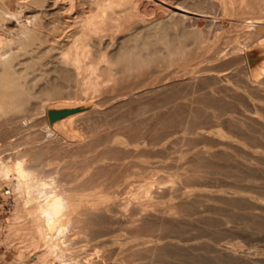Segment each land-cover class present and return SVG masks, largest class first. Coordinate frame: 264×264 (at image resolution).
I'll use <instances>...</instances> for the list:
<instances>
[{"label": "bare ground", "instance_id": "1", "mask_svg": "<svg viewBox=\"0 0 264 264\" xmlns=\"http://www.w3.org/2000/svg\"><path fill=\"white\" fill-rule=\"evenodd\" d=\"M10 1L11 0H0V49L6 43L4 42L3 36L6 35L7 32L12 31L11 28L15 27L12 24L14 20L15 22L17 21L16 24L18 25V27H15L14 28L15 31L13 30V32H15L17 36L19 35V37L22 36L23 39L20 40L21 38H17L13 34L16 37L15 42H17L18 40L17 47L14 48L15 49L14 51L20 50L23 52L24 56L29 55L28 58H31V56L33 55L32 58L35 56L37 59L40 58L39 55L41 54L47 55L49 57L51 55L52 60L50 61H52L54 65L53 66L54 68L52 67V69H55L58 72L59 74L58 79L60 81V84L55 83V85L58 84L56 86L60 87L61 90H63L64 92V90H66L65 85H64L65 83H69V81L74 82V84L76 85H78V83H82L84 85L83 86L84 89L82 90L84 93H82L81 90L80 92L76 90V92H78L76 93V96L80 93H82L83 94L82 96H84L86 92L89 94L88 91H90L91 93L95 91L97 92L101 88V85L102 86L104 85V84H101V82H98L99 81L98 77H100V80L103 83V81H106V77L109 80H114V81L117 80L115 79V77L119 73L123 74L122 77L124 78V80H125V77H128L129 75L133 76V73H137L140 75H143V73L147 71L151 73L153 72L161 73L159 72V70L161 69L162 66L165 65L166 67H168L167 65L169 64L176 63V62L179 63V56L181 58L182 55L187 54L186 52H188L187 45L189 44H191L190 46L193 45V47H195V50H197L199 47H202V51H203V47L205 46L204 44L210 42L212 39V37L210 36V35L213 36V34L211 33V30L214 31V33H216L215 30L219 31L220 29H223V25H220V24H224V23L219 24L218 22L217 25L215 24L216 25L215 26V25H212L214 22L211 23V22L206 21L207 25L205 26L200 25L199 27L198 20L200 18H198L197 15H201L205 18L206 17L209 18V14L211 16V14H214L217 11V8L219 7L222 8V4L225 3L226 0H203L204 3H202L203 5L201 4V7L198 6L199 5L198 1H194V2H197L196 5L193 3L194 8L191 6V4L187 6L183 4L184 2H182L181 4L180 1L182 0H178L177 2L176 0H14L15 3H17V5L21 9H23L24 7L32 8L30 12L31 14H29L30 16H27V15L25 16V14H23L24 18L21 15L22 13L21 11H17V12L11 11ZM258 3L260 4V2ZM186 4L188 3L186 2ZM194 5L196 6V8ZM188 6H191V7H188ZM167 16H169V18L171 16L172 18L170 19H174L173 17L177 18V16L180 17L181 22H183L185 25V28L186 27L191 28L196 25L197 27L196 29H194L193 27L195 31H193L190 34L191 36H189L190 38L186 40L184 38L187 34L184 36L183 35L184 31L182 33L181 29H180L181 34H178L179 31L178 32L175 31L172 34L170 33L171 29L173 30H176V29H174L175 28L174 23L170 22V24H168L169 21L167 23H164L166 22L165 20H167L168 18ZM22 18L24 19L23 21H22ZM154 20H156L157 22L155 27L153 25L154 30L152 33H148L147 34L148 36H147L145 34L147 32V29L145 31H143L142 29H145V27L147 26L149 27V30H150L151 24L149 25L148 23L149 22L151 23L153 21L152 22L153 24L155 23ZM209 20L211 21V19ZM200 21L203 22V24H205L204 21H202V19H200ZM208 23H211L212 26L209 25ZM8 24L9 26L11 24L12 27L11 26L9 27ZM251 24H252L251 20L246 21L245 23L247 27H250ZM229 25L228 27H230ZM107 26L114 27V29H121V28L123 29V27L126 26L127 30L134 31L133 33H135V31H138V30L143 31L145 32L144 34L147 36V38H149L147 39L149 40V42L146 43V39H143L144 37L146 38V36L143 34L144 35L143 37L142 35L141 37H139L144 40L142 42V39H140L141 40L140 42L142 43H138L137 45H133V44L126 45L128 41H126L125 39H128V40L133 39L132 41L133 43L134 39L135 38L137 39L138 37L135 34L137 37L135 36L131 39V38H128L130 37L128 35V37H125V38L122 37L126 41L125 42L122 40L124 42V46L122 45V47L119 48L120 50H118L116 53L114 54L110 53L107 51L106 47H103L101 45V41L103 43V40H100L103 37L102 36L100 38V35L102 32L105 31V28ZM225 30L228 31L229 29H225ZM230 30H234V29H230ZM188 31L187 33H189ZM127 34H130V33L128 32ZM220 34H221V31H220ZM249 34L251 35L252 32ZM257 34L260 35L261 33L258 32ZM257 34L255 33V35H252V36L254 37ZM223 35H225V32ZM182 36H184V38ZM110 37L112 38V36ZM253 37L252 39H254ZM258 37L259 36L257 35V38ZM217 38L219 39V37ZM218 39H217V42H218ZM5 40H7L6 36H5ZM233 40L235 41V39ZM214 41H215V38H214ZM213 43H210V44L212 45ZM112 45L113 44H111L110 46ZM207 45L205 46L206 48H207ZM41 46H44L42 48L44 50L41 51L42 53L40 52L41 54L39 53L38 55L37 51ZM193 47H191V49H194ZM213 47L212 49L214 50L215 47L214 48ZM18 48L19 50H17ZM242 48H246V47H242ZM216 50L220 52L221 48L217 49V46H216ZM216 50L215 52L214 51L213 52L216 53L217 52ZM11 51L12 50L9 49V52ZM14 51L11 52L10 54L7 53L8 56L6 55V53L0 52V116L1 114L4 115L7 112L15 113L18 111L24 112L26 115H28L31 111H32L31 112L32 114L34 112L36 113V111L40 112L39 114L46 112L47 113L46 114L47 124H44V125H46L45 127L47 131L50 134L58 133L62 126L63 117L65 116L63 117L59 116L60 108L58 107L57 104H55L58 101H54V100H59V99L65 100L68 98L66 97L62 98V95L64 94H60L62 91H60V93H57L59 90L58 88L57 89L54 88L56 87L54 85L52 86L53 88L51 89H46L45 87L44 90L39 89L40 90V91L38 90L39 92H34L33 89L31 88L32 86L31 87L29 86L30 85L29 81H31L30 80L31 76L28 79L29 81L27 80L28 81L27 83L24 79L25 75L23 74V71L20 74V72L16 71L14 68L15 66L14 61L17 58ZM256 53H255V57L260 56V54L256 56ZM37 55L39 57H37ZM210 57H211V54H210ZM246 57H247V62H248L247 52H246ZM204 58H206V56ZM93 59L95 60V62L93 61ZM182 59H185V58H182ZM223 60H225V58ZM257 60L259 59L257 58ZM29 61L30 60H28V62ZM257 62L258 61H254L253 66L250 68L256 69L259 66ZM249 63L251 62L249 61ZM99 64H101L100 67H98ZM55 70H52V71L54 72ZM230 74L231 73H229V76H228L226 73L219 74L218 72L216 75H214L212 79L215 81L214 85L216 86L212 84L214 88L213 89L210 88L212 85L209 87L212 90H208L210 91L209 92L210 94L208 95L213 94L212 95L213 97V96H216L217 93L226 94L228 92L227 94L229 95H231L232 93L231 96L233 100L238 101V104L240 101L243 104L246 103L245 105L248 104V106L250 104L253 105V107L257 106L261 110V112H263L264 114V78H260V72H257V69L253 71L250 70L249 73L245 72L244 77L238 75L239 78L237 77L238 79H235V80H231L232 76H230ZM103 75H104L105 80L101 79ZM28 76L29 75H27L26 77ZM188 77L189 76H187V79ZM198 77L199 76L197 77L194 76V78L196 79L193 82H197L198 79H199L198 81H202L203 79L201 78L202 76H200V78ZM240 77H241V80L243 79L241 82H240ZM177 78L179 79V77ZM191 78L189 77V79ZM192 79H191V82H192ZM251 81L252 82L254 81L257 84H254V86H250L251 85L250 83H252ZM119 83H122V82H119ZM155 83L156 82H154V84ZM217 83H221V84L218 85ZM50 84H52V82ZM209 84H211V82ZM196 85L198 84L196 83ZM129 86H131L133 89V85H129ZM234 86L237 88V90L235 91H233ZM237 86H240V87H237ZM110 87H111V84H110ZM201 87L199 89H203L205 86L203 88ZM101 89H103V87ZM154 89L155 88H153V91ZM156 89H157V86H156ZM151 90H149V92ZM116 91L118 93V90ZM208 91H205V92L202 91V92L206 93ZM128 92L127 94H129ZM202 92L200 91V93ZM193 94H196V93H193ZM197 95L201 96L202 94L201 95L197 94ZM218 95H221V94H218ZM71 96L73 98V95ZM193 96L191 98H193ZM202 97L199 98L198 101L196 102L200 103L202 101L201 99L204 98ZM228 97H225V98H228ZM217 99L218 98L216 97L214 100L211 99L213 104H214V101H218ZM33 100L35 101V103L33 104L34 106L31 107V103L34 102ZM229 100H232V99L229 98ZM63 103H62V107H64L63 110L64 109L67 110L68 107H65L67 106L66 105L67 103L64 101ZM233 103L237 105L236 102L232 101V104ZM73 105L75 106V103H73ZM204 105H207V104H204ZM210 105L208 104V106ZM217 105L219 106L220 103ZM221 105H222V102H221ZM228 105L227 107L225 105V108H226V109L224 108L225 110H229L232 107L234 108V106H230V105L228 106ZM76 106L78 107L79 105H76ZM71 107L75 109V107L73 106ZM210 107H213V106H210ZM145 108L147 107H144V109ZM198 108L201 109L200 107ZM232 110L230 109V111ZM251 110L253 109L251 108ZM64 111H61V112H64ZM244 112L249 113L248 111H244ZM256 112L259 113V110ZM193 113H196V112L194 111ZM199 113H202V112L199 111ZM256 114L257 113H255V115ZM72 115L74 116L75 114H72ZM217 115L219 114L217 113L216 115H214V118H216ZM82 116H83V112H82ZM184 116L186 117V115ZM207 116L209 115L207 114ZM256 117L254 118H246V117L239 118L238 117L239 119L236 117L238 120L227 118L230 120L229 123L228 121H226L229 124L228 128H227V125H225V128L223 129H221L222 127H219L217 129V127L215 126L217 129V133H216L217 135L215 136V138H212V139L216 140V137H217L218 139L216 142L211 141L209 143L207 142L208 140L207 139L206 140L207 143H206L204 142L205 141L204 139L203 141L204 143L201 140V143H203L204 145L199 146L198 148H197L198 144L197 146L195 145L196 148H191L194 145L193 143L191 144L192 146L189 149L193 151V156L192 155L190 156L195 157V158L190 159L187 163L189 162L192 163L194 162L193 160H198L199 158L201 159L202 158L201 155H206L209 151L212 152L213 155L214 154L218 155L220 153V156L218 155L220 159L219 161H215L217 159H213L214 157L211 155V157L213 158H211L212 160L210 162L208 161L209 159H207L206 161L204 160L202 162L198 160V162L201 163L202 165L200 164L199 167H197V165L192 164V167H189L188 169L186 167L185 168L183 167V165L185 166L184 162H182L181 164L175 163L176 165L174 167H176V169L174 168L175 170L172 172L165 171V175H162L161 177L158 175V172L161 170L164 171V168L168 170L169 168L167 167L169 166L167 165H169V163L165 159H163L164 156L163 158L157 157V159L153 158V159L145 160L143 162H139L138 166L135 165L136 168H138L136 170H134L135 166L132 165V167L134 166L133 167L134 169H132L131 171H128L127 174L125 173L123 176H119L121 177V179L118 177L117 181H115L116 183H114L113 185L110 183L108 186H106L104 183L102 185L101 184L102 181L100 182L97 180V182L95 183L93 181L92 183H87L88 180L85 182L83 179V182L82 180H79L80 182L77 180L78 182L77 183L75 182L76 183L75 185L72 183V181L74 180H70V184L72 183L73 186L67 183L68 186H72V187H68L66 185V182H69L67 181V179H65L66 182L63 181L64 179L61 180L62 178L59 180V174H57L55 171L56 169L58 170L59 167L55 165L53 166L51 165V167L49 168V166L45 165L44 167L47 166L46 167L47 169L44 168L46 169L45 171L48 170L49 172V169L53 170V171L51 170L49 173L45 172L43 167L42 168L40 167L43 164L41 161L42 160L41 158L45 157L44 156L45 149L48 148V145L47 144L45 145V143L43 144L44 146H46L45 149L43 146L42 147L41 145L39 146L40 143L37 145L25 143L26 145L25 148L23 149V151L22 149H20L21 150V151L19 150L20 152L16 151L15 153H9V154L6 153L5 155H3L4 153L1 152L2 150H0V180L1 181L3 180L5 184H7L10 187L11 194L9 198H12L13 200V202L11 203V207H12L11 212L13 213V218L9 220L8 223H6V226L3 228V234L6 238L7 237L9 238V236L19 237L20 235L19 239H21L22 236H27L26 238L28 239H25V240L26 242H28V244L25 246L26 247L28 246L29 248L31 247L37 254V261L34 262V264H241L247 261L246 260L247 258L245 257L246 255L245 256H242L241 254L239 255L238 251L236 252L235 250H232L230 247L229 248L231 250L229 248H226L225 246L227 245L224 246V243L221 242V240L225 237L222 235V233H218V232L217 234H212L211 236L208 232L207 234L211 238L209 239L207 237L208 240L207 239L203 240V242L201 240L200 244L197 243L196 241V243L199 245H197V247L193 249L195 252L194 251L190 252V250H192L194 245L192 246L190 244L189 241L191 240V238L189 239L187 237L189 236V233L191 232L189 230H191L194 227L188 229V227L186 226L188 225V220H190V218L194 221L196 220L197 223L203 221L205 224H207L206 222H208L209 224V222L213 223V221L214 222L217 221L216 226L218 225V223L221 225V224H227L229 222H232L230 221V219L233 218L232 216L233 215L235 216V214L237 213L226 214V212H222L220 207L218 208V205L214 201H219V202L222 201L223 204L230 205L232 206V208L234 207L235 209L242 208L245 211L246 215L245 213L238 214V215H243L245 216V218H248L247 222H251V223L254 222L255 220L254 218H256V216L254 215L255 212L252 211V208L256 204L257 201L261 200L264 202V198L262 197L264 195V192L263 191L261 192V190L259 191L255 190L254 189L255 187H247L245 190L243 189L244 191L242 190L237 191V190H234L233 188L231 189V187H232V184H234L232 180H238L240 178L246 180V176H244L245 173L242 170L246 168L250 169L253 166V162L256 163L257 161L260 163V165L262 164L264 165V159L260 158L262 157L261 155L264 154L263 153L264 152V124H261L262 126H259L260 117H258V119H256ZM189 118H192V117H189ZM187 119H186L187 123L186 121L185 122L183 121L186 124L185 125L183 123V125L185 126H187V124H190L191 121H193V120H190V119L187 120ZM214 123L217 124L218 122L214 121ZM219 123H220V120H219ZM262 123H264V121ZM197 124L200 125V122ZM211 125L213 124H210L209 126L211 127ZM204 126H205L204 128H207L206 125ZM188 127L189 126H187V128ZM187 128H186V131H187ZM116 129H119V128H116ZM190 129H191L190 133L192 134V136L196 134L195 133L196 130L192 128V126ZM225 129H228L229 131ZM208 130L209 129H201V133L197 131L198 134H196L195 136L197 135L199 136L200 134H202V131H208ZM232 130L233 132L234 131L237 132L238 135L237 134L236 135L241 137V139L239 138L240 140H242V138L246 140V142L242 140L244 142L243 146L240 144L241 142L240 143L237 142L238 145L235 147L236 149L238 148L237 150L233 147V145H236V144H233L235 142L227 140L230 137L232 139L233 137ZM230 131L232 133L229 135ZM56 135L58 137V134ZM182 136L184 138L186 135L182 134ZM227 136L229 137L227 138ZM236 137L235 139H238ZM177 138H180V136ZM196 138L197 137L192 138V140L194 139L196 141L197 140ZM97 140H100V138ZM183 140L184 139H182V141ZM192 140H190V142H192ZM178 141L177 142L180 144L183 143L181 142V139H179ZM138 144L134 146L132 145L131 149L129 148V151L127 149V152L128 153L130 152V154H134L136 152L139 153L140 151H144L145 146L143 147V145L141 146L140 144L139 145ZM149 145L151 144L148 143V146ZM239 145L242 146V148ZM8 147L13 148L14 146L13 144H10ZM152 148L155 149L156 147H152ZM160 148L162 149V150L160 149L161 152H167L168 150L167 146L165 148H162L160 145ZM187 150L188 149L186 148V151ZM151 151H153V149H151ZM54 152L56 153V151ZM190 153L192 154V152ZM186 154H189V153H185V155ZM49 155L51 156V154ZM190 156H188V159ZM178 157H175V158L178 160L179 159ZM51 158L54 160L56 158V155L54 154ZM181 158L182 157H180V159ZM48 160L46 162L47 164H48ZM237 160H239L240 163H242L243 169L241 170L239 169L240 168L239 167L237 168V171L230 170L231 172L228 173L230 175L228 178L229 180H226L224 184H221L219 182L221 185L206 186L204 187L205 189L203 190L202 188H197V186L195 185L197 184L196 182H199L198 184H201V183L203 184V182L206 181V179L211 177V174L215 172L216 168H219L223 165L229 167L232 165L231 161H233L232 163L235 164L234 161H237ZM51 163L53 164V162ZM51 163H49L48 165H50ZM191 163H189L190 164L189 166H191ZM65 166L63 167V170L70 168L69 166L68 168H66ZM39 168H41V172ZM61 168L62 167H60V169ZM128 168L129 167L126 168V171ZM42 169H43V172H42ZM259 169L261 170V173H260L261 177L262 179H264V168H263V171L261 168ZM52 172L53 174L56 173L57 175L52 176V174H50ZM189 173L190 175L193 176V178L189 179L190 177H187V176H190ZM154 175H157V176H154ZM163 176L165 177L164 181L161 180ZM90 180L92 179L90 178ZM227 187L229 189H227ZM95 188L98 190L103 189V191L100 190L101 192L100 191L92 192V189L95 190ZM238 197H240L241 199H244L243 202L245 201L244 204L246 205H244L243 207H240L242 204L241 205L239 203L236 204L238 202L237 201ZM132 202L134 204H130ZM130 205L132 206L134 205V206L132 207L130 211V214H129L130 216L128 218H125L124 215H122L123 212H121V209L123 207H127ZM255 206H254V209H255ZM263 206L264 204L262 205V207ZM262 211H264V207L263 209H261V212ZM235 219L239 220V218H236V217ZM261 226L262 227L264 226V219L263 218L258 219L257 222L255 220L254 228H258ZM122 228H126V231L125 230H122V231L123 233L125 231L124 234H125V237H127V239L126 238L123 239L120 237L121 231L119 230H121ZM114 229L117 231H113ZM239 229H240V226H239ZM208 230L209 229H207V231ZM112 232H115V233L119 232V233L113 236L111 234ZM178 233H181V235L186 236V238L183 239L181 235L180 236L178 235ZM199 233H202V232H199ZM212 233H213V230H212ZM130 237L132 238L129 240ZM194 237H198V236L194 235ZM196 239L197 238H195V240ZM193 240L194 238L191 240V242ZM23 241H22V244H23ZM232 242H233V239H232ZM189 244L192 246V247L190 246L191 247L190 250H189ZM22 248H24V245ZM224 250H227L226 252H224V254L226 253L225 255H223L222 253V251ZM249 263L252 264V262H249Z\"/></svg>", "mask_w": 264, "mask_h": 264}, {"label": "rangeland", "instance_id": "2", "mask_svg": "<svg viewBox=\"0 0 264 264\" xmlns=\"http://www.w3.org/2000/svg\"><path fill=\"white\" fill-rule=\"evenodd\" d=\"M11 1H10L11 11H16V12L21 11L22 12L21 15L23 16V18H24L23 14H25V16L26 15L30 16L29 14H31L30 12H31L32 8H25L24 7L23 9H21L17 5V3H15L14 0H11ZM177 1L178 0H176V2ZM189 1L192 3H190ZM194 1H198L199 7H201V4L204 3L203 0H188V1L182 0L180 2H181V4H182V2H184L183 4L185 6L191 4V6L193 7V3L195 5L197 3ZM186 2L188 4H186ZM226 2H228V3H226ZM258 2H260V4ZM225 3L222 4V8L221 7L217 8V11L214 14H211V16L209 14V18L208 17L205 18L201 15H197V17L202 19V21H204V23H205V24H203V22H201L199 19L198 20L199 27H200V25H204V26L207 25L206 21L211 22V23L214 22L212 25H215V24L217 25L218 22H219V24L224 23V24H220V25H223V29H220L219 31L215 30L216 33H214V31L211 30V33L213 34V36L212 35H210V36L212 37V39L210 42L204 44L205 46L207 44L208 45H207V48L205 46L203 47V51H202V47H199V48L197 47L198 49L195 50V47H193V45L190 46L191 44H189L190 42L188 41L189 45H187V51H188V52H186L187 54L182 55L181 58L179 56V63L176 62V63L169 64V65H167L168 67H166L165 65L162 66L160 69L161 71L159 70V72H161V73H158V72L157 73L156 72L151 73L149 71L144 72L143 75L133 73V76L129 75L130 77L129 76L125 77V80L122 77L123 74L119 73L120 75L118 74L115 77V79H117V80H115V81L109 80L106 77V81H103V83L100 80V77H98V80H99L98 82H101V84H104L103 86L100 84L101 88L103 87V89L100 88L97 92L95 91L96 93L93 91H92L93 93L88 91L89 94L86 92L84 94V96H82L83 95L82 93H84L82 91L84 89L83 88L84 85L82 83H78V85H76V84H74V82L69 81V83L64 84L65 88H66V90H64V92H63V90H61L60 87L56 86L58 84L55 85V83L60 84V81L58 79L59 74L55 69H52V67L54 65H53L52 61H50V60H52L51 55L49 57L47 55L41 54L42 53L41 51L44 50V49H42L44 46H41L37 51L38 55L40 52H41L40 54L42 55V56L39 55L40 58H38V59L35 56L32 58L33 55L31 56L32 59L28 58L29 55L24 56L23 52L20 51L19 48L17 49L19 51H14L15 50L14 48L17 47V42H18V40H17V42H15L16 37L21 38L20 40L23 39L22 36L19 37V35L17 36V34H15V32H13V30L15 31L14 28L18 27V25L16 24L17 21L15 22V20H14L15 23L13 22L12 25L15 27L11 28L12 34L9 31L6 33V35L3 36L4 42H6L7 44L5 43L4 46H2L4 49L1 47L0 50H2V51H0V52L6 53V55H7V53L10 54L11 52L14 51V53L17 57L16 60L14 61V63H15L14 68L16 71H19L20 74L23 71V74L25 75L24 79L27 83L29 81L28 79L31 76V78H30L31 81H29V84H30L29 86L30 87L32 86L31 88L33 89L34 92H39L40 90H44L45 87H46V89H51V88H53L52 86L54 85V86H56L54 88H56V89L58 88V90H59V91L57 90L58 91L57 93H60V91H62L60 93V94H64V95H62V98L66 97L68 99H65V100L59 99L60 101L54 100V101H58L55 104H57L58 107L60 108V110H59L60 115L59 116L60 117L65 116V117H63L62 126H61L59 132L56 133V134H58V137L56 134H52V133L50 134L45 127L46 125H44V124H47L46 123L47 122L46 121V119H47V115H46L47 113L46 112L39 114L40 112L35 110L36 111V113H35L33 110L34 113L32 114L31 113L32 111H31L28 115H26L24 112H20V111L15 112V113H10V112L8 113L7 112L8 114L5 113L4 115L1 114V116H0V150H2L1 152L4 153L3 155H5L6 153H8V154L9 153H15L16 151H19L20 149H22V151H23V149L26 146L25 143L33 144V145L34 144L37 145L40 143L39 146L41 145V147L43 146L45 149L46 146L43 145L45 143V145L46 144L48 145V148L45 149V155H44L45 157L41 158L42 159L41 161L44 165L42 164V166H40V167L41 168L43 167V169L46 168L47 166H49V168H50L51 165L52 166L55 165V166L59 167V169L58 170L56 169L55 171L57 174H59V180L62 178L61 180L64 179L63 181H65V179H67V181H69V182L65 181L66 185H67V183L70 184V180H74V181H72V183L75 185L79 180H82V182H83V179L85 182L88 180L87 183H92V181L95 183L98 180L100 182L102 181V183H101L102 185H103V183L106 186H108L110 183L113 185L114 183H116L115 181H117L119 176H123L125 173L127 174L128 171H131L132 169H134L133 167L135 165L138 166L139 162H143L145 160H149V159H153V158L157 159V157L163 158V156H164L163 159H165L169 163V165H167V166H169V167H167L169 169L167 170L166 168H164V171H162V170L159 171L158 175L161 177H162V175H165V171H168V172L174 171L176 169V167H174L176 165L175 163L181 164L182 162H184L185 166L183 165V167L184 168L186 167L188 169L189 167H192V164L197 165V167H199V165L201 163H199L198 160L202 162L204 160L206 161L207 159H209L208 161L210 162L212 160L211 158L214 157L213 159H217L215 161H219L220 159H219L218 155L220 156V153L218 155L214 154L215 156H217V157H215L212 154V152L209 151L206 155H201V157H202L201 159L199 158L198 160H193L194 162H192V163L189 162V163H191V166H189L190 164L187 162L190 159L195 158V157L190 156V155L193 156V151H191L189 149L192 146L191 144L192 143L194 144L193 145L194 147L192 146L191 148H196L195 145L197 146V144H198V146H197V148H198L199 146L204 145L203 143L206 142L207 139H208L207 142H209V143L211 141L216 142L218 138L216 137V140H214L212 138H215V136L217 135L216 134L217 129L219 127H222L221 129H223V128H225V125H227V128H228V125H229L228 123L230 121L229 119L236 120L238 117L239 118H241V117L254 118V117L258 116V117H260L259 118V122H260L259 126H262L261 124H264V123H262L264 121V117H263L264 114H263V112H261V110L257 106L253 107V105H251V104L248 106V104L245 105L246 103L243 104L240 101L238 104V101L233 100V98L231 96L232 93H231V95L227 94L228 92L226 93L227 95L224 93H217V95L213 96V97H212L213 94L208 95V94H210L209 93L210 91H208V90H212L214 88L213 85H214L215 81L212 78L218 72H219V74H225L226 73L228 76H229V73H231L232 74V75L230 74V76H232L231 80H235V79L239 78L238 75L244 77L245 72L249 73L250 70L253 71V70L257 69V72H260V78H264V37H263L264 36L263 35L264 34V0H229V1L226 0ZM191 6H188V7H191ZM195 8H196V6H195ZM167 17L169 18V16H167ZM23 18H22V21L24 20ZM168 18H167V20H165L166 22H164V23H167L169 21L168 24H170V22H172L175 25L174 29H176V30H173V29L170 30L169 29L170 33L172 34L175 31H177V32L179 31L178 34H181L180 33L181 32L180 29H181L182 33L184 31L183 35L185 36L187 34L186 36H188V37L185 36V38H184V36H182L186 40H188L190 38L189 37V36H191L190 34L193 31H195L194 29H196V27H197V25H196V26H193L194 29H193V27H191V28L186 27L187 28L186 29L184 23L181 22L180 17L177 16V18L173 17L174 19H170V18H172L170 16V18L169 19ZM209 19H211V21ZM234 19L237 21H235ZM249 19L252 21V24L250 27H247V25H245V23H246V21H250ZM152 22L148 23L149 25L151 24V26H150L151 31L149 30V27H147V26L145 27V29H142L143 31H145L147 29L146 33L143 31H140V30L135 31V33H133L134 31H128L126 26L123 27V29L122 28L121 29H114V27L107 26L105 28V31L102 32L100 35V38L103 36L100 39V40H103V43L101 41V45L103 47H106L108 52L114 54L118 50H120L119 48L122 47V45L124 46L123 41H125V40L129 42V43L127 42L126 45H131V44L137 45L138 43H142L144 41L143 39H146V43H147V42H149V40H147V39H149V38H147V36H148L147 34L153 32V30H154L153 28L155 27V25L157 23L156 20H154L155 23L152 24ZM211 23H208V24L211 25ZM229 23H230V25H229ZM12 25L10 24L11 27H12ZM153 25H154V27H153ZM228 25L230 27H228ZM237 25H238V27H237ZM8 26H9V24H8ZM178 27H179V29H178ZM225 29H229V30L227 31ZM230 29H234V30H230ZM186 30L187 31L189 30L188 31L189 33H187ZM223 30L225 32V35H223L224 34ZM246 30H247V32H246ZM220 31H221V34H220ZM128 32L130 34H127ZM248 32L249 33L252 32V34L250 35ZM258 32L261 34L263 33L262 34L263 36L261 34L260 35L257 34ZM138 33H139V35H138ZM243 33H245V34H243ZM255 33L259 36L258 37L259 39L257 38V35L254 37L252 36V35H255ZM126 34H127V36H126ZM143 34L146 36V38L145 37L143 39L139 38V37H141V35L143 37L144 36ZM216 34H218V35H216ZM123 35H125V36H123ZM128 35L130 37H128ZM249 35H250V37H249ZM5 36H6L7 40H5ZM110 36H112V38ZM135 36L137 37V39L135 38L137 41L134 39V42L132 43V41H133L132 38ZM122 37L123 38L128 37V38H131L132 40H130V39L124 40ZM217 37H219V39ZM252 37L254 39H252ZM214 38H215V41H214ZM216 38L218 39V42H217ZM238 38H240L241 40ZM13 39H14V41H13ZM140 39H142V42H140L141 41ZM233 39H235V41ZM239 40L241 43L239 42ZM210 43L214 44V45L212 44L215 47L214 50L212 49L213 46ZM111 44H113V45L110 46ZM248 45H250V46H248ZM216 46H217V49L221 48L220 52L216 50ZM191 47H193L194 49H191ZM242 47H246V48H242ZM188 48H190V49H188ZM9 49L12 51L9 52ZM241 49H243V50H241ZM211 50H212V52L213 51L215 52V50L217 52L212 53ZM195 52L197 53V55ZM246 52L248 53V62H247ZM255 53H256V56H258L259 54H260V56L255 57ZM207 54L209 55V57ZM210 54H211V57H210ZM35 55H36V53H35ZM38 55H37V57H39ZM249 55H250V57H249ZM189 56H191V57H189ZM205 56H206V58H204ZM182 58H185V59H182ZM224 58H225V60H223ZM230 58L231 59L233 58V59L231 60ZM257 58L259 60H257ZM236 59H238L239 61ZM253 59H255V60H253ZM28 60H30V61L28 62ZM93 61L95 62L94 59H93ZM249 61L251 63H249ZM252 61L253 62L258 61L257 63L259 64V66L256 69L250 68L253 66ZM190 65L193 67H191ZM246 65H247V67H246ZM100 66H101V64H99L98 67H100ZM205 66H207V67H205ZM236 66H238V67H236ZM186 67H188V68H186ZM52 70H55V71L53 72ZM233 70H234V72H233ZM47 71L50 75L47 73ZM19 72H17V73H19ZM55 72H57V73H55ZM38 73H39V75H38ZM200 73H202V74H200ZM27 75H29V76L26 77ZM203 75H204V77H203ZM187 76H189L190 78L191 77L193 78V79L191 78L192 82H191V79H189V77L187 79ZM194 76H196V77L199 76L198 78H200V76H202L201 78H203V79H202V81H198L199 80L198 79L197 82H193L196 79V78H194ZM48 77H49V79H48ZM177 77H179V79ZM145 78H147V79H145ZM101 79L105 80L104 75ZM118 79H119V81H118ZM107 80L109 81V83ZM242 80L240 77V82ZM209 81L211 82V84H209L210 83ZM51 82H52V84H50ZM119 82H122V83H119ZM154 82H156V83L154 84ZM31 83H32V85H31ZM172 83H174V84H172ZM196 83L199 86L196 85ZM199 83H201V84H199ZM110 84H111V87H110ZM184 84H186V85H184ZM217 84L220 85L221 83H217ZM250 84H251L250 86H254V84H257V83L253 81ZM129 85H133V89ZM68 86L71 88H69ZM156 86H157V89L160 88L161 90L158 89V91H157ZM214 86H216V85H214ZM235 86H234L233 91L237 90V88ZM104 87H105V89H104ZM200 87L201 88L204 87L205 89L204 88H203L204 90L199 89ZM209 87L212 89H210ZM237 87H240V86H237ZM151 88H152V90H151ZM153 88H155L154 91H153ZM76 90L79 92L81 90L82 91V93H80L81 95L78 94L79 96L78 95L76 96V93H78V92H76ZM116 90H118V93ZM128 90H129V92H128ZM149 90H151V91L149 92ZM189 90H190V92H189ZM143 91H144V93H143ZM200 91L201 92L202 91L203 92L208 91V92H206L207 93L206 94L203 92L200 93ZM127 92L129 94H127ZM183 92H184V94H183ZM191 92L196 93V94H193ZM70 93H72V94H70ZM197 94H199V95L202 94V95L198 96ZM203 94H204V96H203ZM218 94H221V95L223 94L224 96L223 95L221 96ZM71 95H73V98ZM191 95L192 96L194 95L193 98H191L192 97ZM220 96H221V98H220ZM70 97H71V99H70ZM75 97L78 99H76ZM201 97L204 100L201 99L202 101L200 103L199 102L197 103L196 101H198V99ZM206 97L209 98L210 100L207 99ZM215 97L218 98L217 99L218 101H214V104H213L211 99L214 100ZM225 97H228V98H225ZM229 98H231L232 100H229ZM227 99H228V101H227ZM184 100L187 102L188 101H190V102L187 103ZM61 101H62V103H63V101L67 103L66 104L67 106L63 105L65 107H68L67 110L66 109H64L65 111L63 110L64 107H62ZM225 101H227V102H225ZM232 101L236 102L237 105H235L234 103H233L234 104L233 105ZM208 102H210V103H208ZM215 102H217V103H215ZM218 102L220 103L219 106L217 105V104H219ZM221 102H222V105H221ZM34 103H35V101L31 103V107L34 106L33 105ZM73 103H75V106L73 105ZM204 104H207V105H204ZM208 104L209 105L212 104L210 106H213V107L208 106ZM224 104L226 105V107L228 104L230 106H234V108L233 107L230 108L231 110L232 109L233 110L232 111H230V109L225 110L226 108H225ZM76 105H79V106L77 107ZM71 106L75 107V109L72 108ZM154 106L155 107L157 106V107L155 108ZM235 106H236V108H235ZM144 107H147V108L144 109ZM193 107H195V108H193ZM198 107H200L201 109H199ZM255 107H257V108H255ZM202 108H203V110H202ZM251 108L253 110H251ZM147 109H149V110H147ZM218 109L221 111H219ZM254 109H255V111H254ZM217 110H218V112H217ZM258 110H259V113L256 112ZM61 111H64V112H61ZM194 111L196 113H193ZM199 111L202 113H199ZM244 111H248L249 113L244 112ZM37 112H38V114H37ZM82 112H83V116H82ZM251 112H252V114H251ZM253 112H254V114H253ZM217 113L219 115H217V117L214 118V115H216ZM220 113L223 115H221ZM255 113H257V114L255 115ZM61 114H62V116H61ZM72 114H75V115L78 114V115L73 116ZM207 114L209 116H207ZM184 115H186V117ZM200 115H202V116H200ZM248 115H250L251 117ZM79 116H81V117H79ZM188 116L192 117V118L194 117V118L192 119V118H189ZM218 117H219V119H218ZM258 117H256V119H258ZM184 118H186V119L188 118L187 120H189V119L193 120V121H191V123L193 122L192 123L193 125L191 123H190L191 125L187 124V126H189L187 128V126H185L186 124L184 123L186 121V119H184ZM227 118H229V119H227ZM207 119H209V120H207ZM219 120H220V123H219ZM212 121H213V123H212ZM214 121H217L218 123L215 124L216 122L214 123ZM226 121H228V123ZM196 122L197 123L200 122V125L197 124ZM201 122H202V124L204 122V124L202 125ZM183 123L185 125H183ZM186 123H187V121H186ZM209 123L213 124V125H211V127H210ZM222 123H223L224 127H223ZM220 124H221V126H220ZM204 125H206L207 128H204L205 127ZM191 126H192V128H194L196 130L195 131L196 134H198L197 131L201 133V129H209L208 130L209 132L208 131H202V134L204 136L200 133H199L200 134L199 136L198 135L195 136L196 134H194L192 136V134L190 133L191 132V129H190ZM208 126H209V128H208ZM215 126L217 127V129ZM116 128H119V129H116ZM186 128H187V131H186ZM225 130H228V129H225ZM183 131H184V133H183ZM210 132H211V134H210ZM232 132H233V130H232ZM232 132L230 131L229 135ZM234 132L232 133V136H233L232 139H231V137L228 138L229 136H227V138H228L227 140L235 142V143H233V144H236V145H233L234 148L238 145L237 142H239V143L241 142L240 144L243 146V143L246 142V140L242 138V140L244 141L243 142L242 140H240L241 137L237 136L238 135L237 132H235V133ZM181 133L183 135H186V136L183 138ZM192 133H193V131H192ZM179 136H180V138H177ZM194 136L197 137L196 141L193 139L195 142L192 140V138H195ZM235 137L238 139H235ZM99 138H100V140H97ZM179 139H181V142H183V143H181V144L178 143ZM182 139H184V140L182 141ZM204 139H205V141H204ZM190 140H192V142H190ZM201 140H202V142L203 141L204 142L201 143ZM238 140H240V141H238ZM165 142H166V144H165ZM138 143L141 146L143 145V147L145 146L144 151H140L139 152L140 154L138 152H136L134 154H130V152L129 153L127 152V149L129 151V148L131 149L132 145L134 146ZM148 143L151 145L148 146ZM10 144H13L14 147L13 148L8 147ZM172 144H174V145H172ZM160 145L162 148H165L167 146L168 147L167 152H161L160 151V149H161ZM242 146H240V147L242 148ZM152 147H156V148L154 149ZM150 148L153 149V151H151ZM186 148L188 149L187 151H186ZM124 149H126V150H124ZM54 151H56V153ZM190 152H192V154ZM59 153L61 154L62 157L60 156ZM185 153H189V154L185 155ZM263 153H261V154H263ZM49 154H51V156ZM54 154L56 155V158L53 160L51 157ZM211 155L213 157H211ZM185 156H187V157H185ZM188 156H190L189 159H188ZM261 156L262 157H260V158L264 159L263 158L264 154ZM47 157L49 160L47 159ZM170 157H171V159H170ZM175 157H178L179 159L177 160ZM180 157H182V158L180 159ZM206 157H208V158H206ZM47 160H48V164L51 162H53V164L51 163L50 165H48L46 163ZM130 161H131V163H130ZM232 162L233 161H231V164H232L231 166L233 167V165H234L233 168L236 170H234L231 166L228 167V166H224V165H223L224 167L221 166L219 168H216L215 172L213 171L214 173L211 174L212 178L209 177L208 179H206V181H204L206 183L203 182V184L202 183L198 184L199 182H196L197 184H195V185L197 186V188H202V190H203V189H205L204 187H206V186H211V185L219 186L221 184H224L226 182V180H229L228 179L230 176L228 174L229 172L237 171V168H239V167H240L239 169H241V170L243 169L242 163H240L239 160L234 161L235 164H233ZM45 165H47V166L44 167ZM63 165L64 166L67 165L65 167L68 168V166H69L70 168L63 170V167H64ZM132 165H134V166L132 167ZM136 166H135L134 170L138 169V168H136ZM235 166H236V168H235ZM60 167H62V168L60 169ZM127 167H129V168L126 171ZM41 168H39L40 172H41ZM259 168H261L263 171L264 165L263 164L260 165V163L256 161V163L253 162V166L250 169L246 168V169L242 170L245 173V175L244 174L243 175L246 176V180H244L242 178H240L238 180H232L234 184H232L231 189L233 188L234 190H237V191H241V190L244 191L247 187H255L254 188L255 190H258V191L261 190V192L262 191L264 192V179H262V177H261V174H260L261 170ZM43 169H42V172H43ZM46 169H44V171ZM51 170L52 169H49V172ZM45 172H48V170ZM56 173L53 174V172H52L50 174H52V176H53V175H57ZM68 174H70V175H68ZM189 175H190V173H189ZM154 176H157V175H154ZM89 177L92 180H90ZM187 177H190L189 179L193 178L192 175L187 176ZM119 178L121 179V177H119ZM163 178H161V180L164 181L165 177L163 176ZM89 180H90V182H89ZM72 183L70 185L73 186ZM72 186H68V187H72ZM93 189H92V192L93 191L98 192L100 190L103 191V189H100V190H98L96 188H95V190H93ZM227 189H229V188L227 187ZM10 194H11L10 187L7 184H5V182L3 180L2 181L0 180V264H34V262L37 261V254L35 253V251L31 247L29 248L28 246L27 247L25 246L28 244V242H26V240H25V239H28V238H26L27 236L21 237L22 241L25 240V241H23V244H22L21 239H19L20 235H19V237L16 236L17 238L15 236H13V237L9 236V238L8 237L6 238L3 234V228L6 226V223H8L9 220H11L13 218V213L11 212V208H12L11 203L13 202V200H12V198H9ZM262 197L264 198V195ZM190 198H188V199H190ZM243 200L244 199H241L240 197H238L237 198L238 202L236 204H238V203L240 205L242 204L240 207H243L244 205H246V204H244L245 201L243 202ZM214 202L218 205V208L220 207L222 212H226V214H231V213H237V214H235V216L233 215L232 216L233 218L230 219V221H232V222H229L227 224H221V225L218 223L217 226H216L217 221H215V222L213 221V223L209 222V224H208V222H206L207 224H205L203 221L197 223L196 220L194 221L190 218V220H188V225L187 226L185 225L186 227H188V229L194 227L191 230H189L191 232L189 233V236L187 237L189 239L191 238V240L194 238V240L192 242H191V240L189 241L192 246L194 245L192 250H190L192 246L189 244L190 252L194 251L193 249L196 248L197 245L200 244L201 240H202V242H203V240H206V239L208 240V238L209 239L211 238L210 236L212 234H217V232H218V233H222V235L225 237L221 240V242L224 243V246L227 245V246H225L226 248L230 247L232 250H235L236 252L238 251L239 255L240 254L242 256L246 255L245 257L247 258L246 259L247 261H245L241 264H244V263L245 264H251L249 262H252V264H264V226L254 228L255 227V220L257 222L258 219H261V218L264 219V211H262L263 213L261 212V209H263V207H264V206L262 207L264 202L261 200L257 201L256 204L254 202V204L256 205V206L254 205L255 209H254V206L252 208V211L256 213V214L254 213V215L256 216V218H254L255 219L253 222L254 224L251 222H247L248 218H245V216L238 215V214H242V213L244 214L245 213V211L242 208H240V209H235L234 207L232 208V206H230V205L223 204L222 201H220V202L214 201ZM130 204H134V203L132 202ZM133 206L130 205L127 207H123L121 209V212H123L122 215H124L125 218H128L130 216L129 214H130V211H131ZM201 208H203V207H201ZM222 209H224V210H222ZM231 210H233V211H231ZM239 210H240V212H239ZM258 212H259V214H258ZM245 215H246V213H245ZM235 217L239 218V220L235 219ZM211 224H212V226H211ZM232 224H233V226H232ZM207 225H208V227H207ZM236 225H237V227H236ZM239 226H240V229H239ZM207 229H209V230L207 231ZM244 229H245V231H244ZM122 230L126 231V228H122L121 230H119V231H121L120 234L122 235V236L120 235V237L123 239H125V238L127 239V237H125V234H124L125 231L123 233ZM212 230H213V233H212ZM113 231H117V230L114 229ZM195 231H196V233H195ZM199 232H202V233H199ZM208 232H209L210 236L207 234ZM118 233L112 232L111 234L113 236H115V234H118ZM224 233L226 236L224 235ZM178 235L180 236L181 233H178ZM194 235L198 236V237H194ZM250 236H251V238H250ZM181 237L183 239L186 238V236H184V235H181ZM131 238L132 237H130L129 240ZM195 238H197V239L195 240ZM229 238H231V239H229ZM232 239H233V242H232ZM223 240H224V242H223ZM196 241L199 244H197ZM80 244H82V243H80ZM23 245H24V248H22ZM77 245H79V244H77ZM16 246H17V248H16ZM22 249H23V251H22ZM229 249H227V250H229ZM227 250L222 251L223 255L226 254V253L224 254V252H226ZM247 252H249V253H247Z\"/></svg>", "mask_w": 264, "mask_h": 264}]
</instances>
